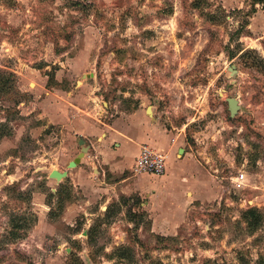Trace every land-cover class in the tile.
I'll list each match as a JSON object with an SVG mask.
<instances>
[{
	"label": "rangeland",
	"instance_id": "374dc122",
	"mask_svg": "<svg viewBox=\"0 0 264 264\" xmlns=\"http://www.w3.org/2000/svg\"><path fill=\"white\" fill-rule=\"evenodd\" d=\"M137 110L204 171L176 232L133 167L70 168L75 112ZM0 264H264V0H0Z\"/></svg>",
	"mask_w": 264,
	"mask_h": 264
},
{
	"label": "crops",
	"instance_id": "0c3cea01",
	"mask_svg": "<svg viewBox=\"0 0 264 264\" xmlns=\"http://www.w3.org/2000/svg\"><path fill=\"white\" fill-rule=\"evenodd\" d=\"M71 101L75 110L82 111L78 106L80 104L78 96ZM55 105L56 121L62 120L67 123L66 104ZM150 111L151 113L148 109L146 113L152 114V109ZM74 116L72 115L71 126L78 131L87 133L91 138L88 141L84 140L88 151L81 159L80 164L71 168L76 170L75 172L85 169L80 165L87 164L89 165L88 169L91 167L93 173H96L100 168L103 172H110L112 176L124 178L122 183H127L130 175L125 176V174L132 167L135 171L137 159L144 146L165 156L166 169L163 175L138 173L136 174L138 178L133 180V186L140 195L146 194L148 197L146 204L147 208H150H148V212L151 213L154 230L176 232L175 226L181 222L184 212L195 201L196 195L194 194L207 189V182L202 174L204 171L194 162L192 154L183 147L181 137L178 139L167 130L162 129L159 121L154 118V121L150 118L148 121L142 110H137L111 122L108 121L109 123L99 120L95 123L93 119L77 116L76 112ZM189 165L192 167L191 173L187 171ZM75 172H72V176ZM87 172L89 173V171ZM76 175L79 176L80 173H76ZM129 189L131 188L129 187ZM156 210L160 211L156 212Z\"/></svg>",
	"mask_w": 264,
	"mask_h": 264
},
{
	"label": "built area",
	"instance_id": "2783aa9c",
	"mask_svg": "<svg viewBox=\"0 0 264 264\" xmlns=\"http://www.w3.org/2000/svg\"><path fill=\"white\" fill-rule=\"evenodd\" d=\"M165 162L166 158L163 154L148 146H144L141 150L140 157L137 159L134 170L136 173H148L161 176L165 173ZM237 181L240 182L239 179Z\"/></svg>",
	"mask_w": 264,
	"mask_h": 264
},
{
	"label": "water",
	"instance_id": "95a60500",
	"mask_svg": "<svg viewBox=\"0 0 264 264\" xmlns=\"http://www.w3.org/2000/svg\"><path fill=\"white\" fill-rule=\"evenodd\" d=\"M229 72H230L232 77H235L237 75V73H238V71H237L235 66L230 67L229 68ZM234 83H235V80L233 79L231 81V84L233 85ZM228 105H229V108H230V111H231V115L234 116V114L239 109L238 101L235 100V99L230 98V99H228ZM149 112H151L150 109H149ZM79 143H80V145H84L85 141L81 140ZM87 151H88V148L87 147H83L82 148V152L79 154V156L73 162L70 163V168H74L77 165H79L80 162H81V159L85 156ZM54 176L57 177V176H59V174L54 173ZM60 176H62V175H60Z\"/></svg>",
	"mask_w": 264,
	"mask_h": 264
},
{
	"label": "bare ground",
	"instance_id": "6f19581e",
	"mask_svg": "<svg viewBox=\"0 0 264 264\" xmlns=\"http://www.w3.org/2000/svg\"><path fill=\"white\" fill-rule=\"evenodd\" d=\"M151 113V112H150Z\"/></svg>",
	"mask_w": 264,
	"mask_h": 264
}]
</instances>
